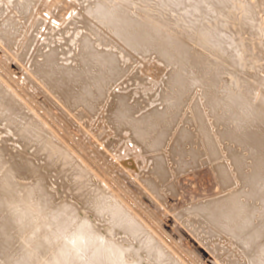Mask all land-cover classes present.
<instances>
[{
	"label": "bare ground",
	"instance_id": "bare-ground-1",
	"mask_svg": "<svg viewBox=\"0 0 264 264\" xmlns=\"http://www.w3.org/2000/svg\"><path fill=\"white\" fill-rule=\"evenodd\" d=\"M87 1V5L77 2L71 21L75 27L72 34H63L68 31L67 25L64 26L65 30L61 28L56 31L55 27L54 32L61 39L54 40V37L51 38L54 33L51 26L52 33L48 35L49 30L46 33V40L49 41H44L46 43L41 44L37 51L38 57H33L36 62L30 59L34 65L29 66L32 67V74L28 72L34 77L28 79L34 78V84L38 82L44 90L41 94V87L36 88L38 94L46 95L45 99L51 106L59 103L57 107L63 114L62 118H67V112L69 115L71 113V120L76 119L81 123L78 122L84 129L81 132L90 139L89 142L93 136L92 141L95 138L98 141V144L94 143L98 150L102 152V146L104 150L107 148V158L113 159L114 155L110 156V152L121 154L126 150L127 157L137 156L139 171L136 176L142 189L149 191L162 204L165 203L162 192H171L167 185L171 176L202 163L212 164L218 174L222 196L215 202H200L192 209L177 212V218L185 229L205 243L203 247L214 258L215 264H264V92L260 99L253 97V93L261 92V87L264 88V77L258 74V65L251 60L254 50L257 56L264 57V46L256 40L264 23V0H249L246 9L238 7L236 0ZM13 5L20 10V17L25 23L26 19L31 21L30 24L26 23L32 26L30 38L22 37L25 32L23 30L22 34V28L19 29L21 22L17 29L19 35L5 30L11 26L15 31V20L9 18L5 19L7 22L4 21L2 2L0 21L2 25L5 22L10 26L4 24L6 28L3 27L4 31L0 32V43L8 51H13L18 61H22L28 57V51L38 38L35 33L40 32L43 23L36 21L39 11L36 1L15 0ZM77 21L82 25L78 26ZM234 32L240 34L234 35ZM75 35L79 36L73 44L75 47L70 46ZM21 37L24 40L19 44ZM213 51L218 52L221 62L232 70L234 79H225L221 70L214 72L210 60ZM150 54L170 70L165 83H160L161 96L158 98L160 104H164L158 119V132L163 129V133L156 135L154 141L147 142L145 136L153 132L146 124L147 115L135 118V115H140L143 105L140 107L136 100L134 86H131L133 91L118 86L122 85L120 78L132 74L134 80V76L139 74L138 70V73L129 70L130 59ZM147 58L143 60L147 61ZM126 64L129 69L125 68ZM216 81L219 83L214 85ZM131 83L133 85L135 82ZM3 84L0 81V101L8 108L4 117L10 118L14 114L17 119L13 120L14 115L6 123L1 119L0 134L23 139L30 153L36 156L48 153L50 161L59 165L53 172H66L64 178L53 177L49 187L44 174L39 176L41 180L37 193L40 199L47 191L45 186L47 189L52 186L60 203L54 206L50 194L48 200L45 199L47 204L50 202L47 208L40 203L37 211L40 222L28 245V252L33 256L29 261L34 264H188L182 259L183 256L179 259L173 250L171 252L166 248L168 245L155 232L153 224L141 221V215L133 209L134 204L117 192L122 181L110 173L113 167L107 171L109 173L105 178L85 160L83 171L69 165L68 159L72 157L68 151L75 153L62 142L56 131H51L38 117L41 127L47 132L46 137L32 123H25V116L11 112L14 110L11 97L16 98L15 93L9 91L10 87L8 90L4 88ZM204 86L213 87H208V90L206 87L204 91L201 89ZM192 93H195L193 97L197 95L194 99L198 102L203 99L207 102L203 100L200 106H190L188 114L191 117L186 115L189 119L183 118L189 123L182 119L186 126L184 123L183 127L180 125V131L175 132L177 136L172 135L176 138L175 143L168 147V141L163 137L167 131L166 125L178 121L175 117L181 112L180 107H186L187 101L190 102L192 97H187ZM154 94H149L151 98L148 100L153 99ZM96 117L98 121L94 122ZM178 123L174 125L179 126ZM126 139L129 142L125 148L122 141ZM19 151L26 150L19 147ZM159 151L163 153L152 155ZM115 156L118 157L117 154ZM11 161L5 158L4 146L0 145V171H3V178L0 177V205L3 203L4 208L13 206L12 198L16 196L21 173L31 171L28 162L22 159L14 163ZM82 174L85 175L83 179ZM75 187H80V191ZM141 205L140 199L139 203L135 200L136 207ZM145 211L148 210L145 208ZM14 219L7 225L22 226L25 223L21 213H17ZM19 230L23 231L16 229L17 235H20Z\"/></svg>",
	"mask_w": 264,
	"mask_h": 264
},
{
	"label": "rangeland",
	"instance_id": "rangeland-1",
	"mask_svg": "<svg viewBox=\"0 0 264 264\" xmlns=\"http://www.w3.org/2000/svg\"><path fill=\"white\" fill-rule=\"evenodd\" d=\"M12 1L14 2L15 0H0V8L4 7L3 13L5 16L4 17L5 22H7L5 19H9V18L15 20L14 21L15 31L12 30L13 28L8 23L4 22L2 25L1 24L2 20H1L0 24L2 25V27H0V32L3 30V27L5 29L6 28L5 26L8 27V25H9L10 28L8 27L9 29L7 28L5 30H7V31L9 30L10 34L11 33L15 34V32H16V35L17 34L19 35L20 32H17V29H18V26L20 25L19 29L22 28V29H20V30H22L21 31L22 34H24V32H25V35H22V37L24 36L25 38L24 37L23 38L28 40L30 38L29 34L32 30V26L30 27L27 24H30L31 21H29V20L27 21V19H26L27 24L25 23V21H23V19H22L23 17H20L22 15L21 13H19L20 10L18 11V9H16V6L13 5ZM33 1L34 2L36 1V4H37L36 8L39 10L36 21L40 20L43 24L41 25V28L39 30L40 32L38 31L39 33H37V34L35 33V35H37L38 38L36 39V41H34L36 44L33 43L34 45L31 47L32 49L30 48V50L28 51V53H29V55H27L28 57H26V58L24 57V59L22 61L21 60L18 61V58L15 57L16 56L15 53L13 51H10V50L8 51V49L5 46H3V44L0 43V81L2 84L3 83L5 84V85L4 84L3 85H4V88L6 87L7 90L10 87L11 89H9V91L10 92L13 91V94L15 93V97H16V98L11 97L12 101L10 99L8 100V101H11L13 103V106H14V110H11V112H18V113H20V116H25L26 119L24 120V122L25 123H32L33 127L39 128V130H40L39 132H42V135L44 137L47 136V132H46V130H44L41 127L37 117L43 123L46 124V127L47 126H48V128L50 127L49 129L51 131H53V132L56 131L57 134L61 137L62 142H65L70 147V149L69 148L68 149L75 153L76 156L67 150L68 154L72 157V158L68 159L69 165L72 164L73 167H75L77 171H80V170L83 171V167H84V164H83L84 161L83 160H85L87 163L92 165V167L95 168L96 171L97 170L99 171V173L97 171L98 174H103L106 178V176L109 173L107 171H109L110 168H112V167L114 168L115 167L114 165H116V167L119 166L117 168L115 167L116 169L112 168L114 171L112 169H110V171H112L110 173H112L117 178L119 177L118 179H120L122 181V186L117 189V192L119 194L123 195L124 198L130 204H132V205L134 204L133 209H134V211L137 210L136 212L138 213L139 216L141 215L139 217L142 219V220L140 219L141 221H143V222L147 221V222H149V224H151V225L153 224L152 226H154L155 232L158 233L160 235L161 239L164 240L163 243L166 246L168 245L166 248L171 252L173 250L179 259H181V257L183 256L182 259L186 260V262L188 264H200V263H202V264H215L214 258L213 257L211 258L210 257L211 254L207 253V251H205L206 247H203V246H206L205 243L204 242L202 243V240L200 241L199 240L200 238H198L195 234L189 232V230L187 228L185 229L184 225H182L180 223V220L176 216L177 212H180L182 210L192 209L194 207V205L197 206L200 202H208V201H212V200L215 202L222 196V190L220 187L221 185H220V182L218 181V174L214 170V166L210 163H202L200 166H198L196 168L188 169L186 171H182L180 173H177V174L171 176L169 178L168 184H167L168 187H170L168 189H170L171 192L164 190V188H162V191L164 190L165 193H164V191L163 192L161 191L163 194L164 202H165L164 204H162L149 191L145 192L142 189L141 182L138 180V178L136 176V173L139 171L138 170L139 166H138V162L136 159L137 156L132 155V156L127 157V154H126L127 150H126V151H124L125 153L123 152L124 156H121V154L123 155V153L120 154V153H116L117 151H115L114 153H116L118 155V157L115 156L116 154H114L113 152H110L109 153L110 156L114 155L113 159H112V157H109V156H108L109 158H107L106 155H108V152H109L107 150V148H106V150L108 152L106 150H104L105 149L104 146L100 145V146H102L100 148H103L102 152H101V150H98L99 147L96 144H94V143H97L98 141L96 138L94 139L95 141H92L93 136H91L92 140L89 142L90 139L88 140L87 137L85 136V134L81 132L84 130L83 127L79 125L81 123L79 121H77L75 118L74 119L76 121L72 119L73 122L71 123V121H72L71 117L73 118L71 113L69 115V112L66 113V111L64 109L63 111H65V113L68 116H67V118L65 116H64V118H62L63 114L62 115L60 114L61 112H59L60 110H58V107H57L59 105V103L56 102L55 104L58 103L57 105L53 104L51 106V105H49V102L45 99V97H47L45 95L46 94L45 92H44L45 94L43 93V95H45V97L40 95V93L38 94V89L40 87L41 88H40L39 92H41V94H42V92L44 91L42 86H40V84L38 82L37 83L35 82L36 85L38 84L37 85L38 87L36 86L33 89V87L35 85L33 80H35V79L32 78V80L30 79L31 81L28 79V78L34 77V76L30 75V74H32L30 72L32 67H29V66L34 65V64H31V61L35 57L36 58L38 57L37 51L40 50V45L49 41V39L46 40V38H47L46 33L48 34V32L51 29V26H52L51 31L53 30L52 32H54L55 27L57 28V29L55 28L56 31H58V29H61V28L64 29V26L66 27V25H67L66 30H68V31H64L63 34L66 35V33H68V32H69L68 35L72 34V31L74 30L73 28H75V27H73L74 22L71 24V21H72V16L75 13V7H77L76 5H77L78 1H76V0H33ZM248 1L249 0H236L235 3H237L238 7L242 8V9H246L248 7ZM2 2L4 5L3 7H2ZM87 2H88L87 0H81L80 3L81 4L83 3V5H87L88 4ZM40 7L43 9L40 10ZM36 8H35V10H36ZM226 8L227 7H225V9ZM16 19H18V21ZM13 20H12V22H13ZM15 22H17L16 26H15V24H16ZM22 22L25 25V27L22 24ZM18 23H20V24L18 25ZM78 23H79V24H77L78 26L82 25L80 22H78ZM4 24H5V26H4ZM26 25L29 27H27ZM68 25H70V26L68 27ZM22 26L26 29H24ZM28 28H30V29L28 30ZM10 29H11V31H10ZM23 30H24V32H23ZM27 30H28V32H27ZM51 31L48 35H50L52 33ZM260 31L258 32L256 40L258 41V43H260V44H262V46H264V23L262 25V30H260ZM26 32H27V34H26ZM55 33H57V32L52 33V35ZM233 34L237 35L240 33L234 32ZM52 35H51V38L54 37L53 38L54 40L57 38H58V40L61 39L60 38L61 36L59 37L57 34H55L54 36H52ZM22 37L18 41L19 44H21L22 40H24ZM66 37H68V36H66ZM77 37H79V36L77 35ZM77 37L75 35L74 40H72L73 43L71 42V44L70 43H68V44H70V46L75 44L74 42L77 41V39H78ZM58 40H56V42ZM14 41H16V40L14 39ZM40 41H41V43H40ZM44 41H46V42H44ZM59 44L60 43L58 42L57 45H59ZM73 46L75 47V45H73ZM67 47H65V48H67ZM16 48H18V46ZM65 53H67V51ZM70 54H69V56L72 55V54L71 55ZM251 55H252L251 60L258 65V70H257L258 74H260L261 76L264 77V57L263 56H260V57L257 56V53H255V50L251 53ZM143 56H137L134 60L130 59L128 66H130L131 69H129L127 64H126L127 67H125L126 69L128 68L129 70H131L133 72H136V73L139 72L138 75L134 76V78H136V79H134L135 81L133 80L132 74H130V75H128V77L131 80H129V78L126 76L120 78L119 83L122 85H119L118 87L119 88L122 87L123 89L129 88L128 91H131V90L133 91L134 89L136 90V92H137V99L136 100L139 102L140 107L142 105H143V107L141 109L140 115H135V118L140 119V118L146 117V115L148 116V119H147L148 122L146 124L149 127V131H151L153 133L147 134L145 137L148 140L147 142H150V141L155 140V138L157 137L156 135H161L163 133V129L158 132V130L160 129V126H158L159 125L158 119L160 117L159 113L163 112L164 104H160V100H158V98L161 96L160 90H161L162 85L165 83V80L167 79L166 78L167 72L170 70V68H168V67L166 68L161 62L157 61L156 58H152L154 55H151V54L147 55L149 59L147 58V56H145V55H143ZM144 58H147V61H146V59L143 60ZM26 59H27V61H26ZM30 59H31V61H30ZM35 59H34V61H35ZM140 59L142 61H139ZM126 60H127V58H125V61ZM210 60H211V65L215 69L214 72L221 70L223 76L226 77L225 79H227V80H232L235 78V74L232 73V70H230L228 67H225L226 64L221 62V59L219 57L218 52L213 51L211 53ZM133 61H135V62H133ZM25 62H27V63H25ZM23 63H25V65H23ZM122 63H125V62L122 61ZM26 68H28V69H26ZM165 68H166V70H165ZM136 70H138V72ZM26 71L28 74H26ZM28 71L30 72V74ZM142 80H144V81H142ZM126 81L127 82L129 81L130 85ZM131 81L135 82V83L132 85ZM163 81H164V83H162ZM30 83L33 85H31ZM218 83L219 82L216 81L214 85H217ZM126 84H127V86H126ZM128 85L130 87H128ZM149 85H150V91H149ZM159 85H160V87H159ZM131 86H134V89ZM155 86H156V88H154ZM206 87L207 86H204L201 89L202 90L204 89V91H205ZM208 87H207V90H208ZM210 87H213V86H210ZM36 88H38V89H36ZM151 89H152V92H151ZM157 90L159 92L158 95H157ZM260 90H261V92L253 93L254 98L260 99L261 94L264 92V88L261 87ZM152 93L156 94V96L154 94L153 96H155V97L152 96V98L153 99L156 98L157 102H156V99L148 100L151 98L149 96L152 95ZM193 94H195V93H192L187 97L188 99L192 97L191 99H193V100L189 99L190 102L187 101L186 107L181 106L179 109V112L181 111L183 113L185 111L184 114H182V115L180 114L181 112L179 113L182 116V118L179 114H177V117H175V118H177L178 121H175L176 120L175 119V120L170 122V124L174 121H175L174 122L175 124H176V122H179L178 123L179 126L174 125V123H172L170 126L166 125L167 131L163 137L165 139H167L168 147H170L169 145L172 142L175 143L176 138L172 135H174L175 132L178 133L180 131V129H181L180 125H182V127H183V125L185 124V126H186V123L183 122V120H184L183 118H187V116L191 117L188 114L191 111L190 106L192 104L200 106L202 104V102H204L203 100H205V99H203L202 101L200 100L198 102L196 100V98L194 99V97H196L197 95H195L193 97ZM17 96L19 98H17ZM20 101H22V102H20ZM200 102H201V104H200ZM25 103H28V105ZM183 104L185 105V103H183ZM27 107H30V108H27ZM60 107H62V106L60 105ZM145 107H147V108H145ZM182 107H183L184 111H182L183 109L181 110ZM185 108H187V110ZM24 109L25 110L27 109V111L25 112ZM28 109H32V110H28ZM7 110H8V108H6L4 106V103H1V101H0V121H1V119H3L1 122L6 123L10 119H12L11 116H13L14 114H12L10 116V118L4 117V113H8ZM32 111H34V112H32ZM186 111H188V112H186ZM29 112H31L32 114ZM185 113H187V114H185ZM183 115L184 116L187 115V116L184 117ZM15 116L16 115H14V117ZM65 118H66V120H65ZM68 118L70 119V122H69ZM16 119H17V117H15L13 120L15 121ZM187 119H189V118H187ZM94 120H95L94 122H96V121H98V118L96 117V119L94 118ZM211 120L213 121V119H211ZM184 121L188 122L189 120L188 121L184 120ZM21 122H23V121H21ZM78 122H79V124H78ZM4 123H2V124H4ZM76 123L79 126H77ZM177 127H178V129H177ZM163 128H164V126H163ZM218 128H219V126H218ZM175 130H177V131H175ZM191 132H193V130ZM202 133L205 136H208L206 134V132L204 133V131H203ZM175 135L177 136V134H175ZM1 136H3V138H1ZM170 137H172V138L170 139ZM86 139H87V141H86ZM128 140L129 139L122 141V143L125 144V146L123 144L122 147L124 146L126 148V146H127L126 143L129 142ZM167 141H166V143H167ZM173 144H171V145H173ZM0 145L4 146L5 158L11 159L12 160L11 163H14L18 159H22L25 162L29 163V166L31 169V171H23L21 173L19 179H18V187L16 190V196L12 198L13 206L12 207L8 206V207L4 208L3 203H1V205H0V264H34L33 262L29 261L30 259H33V256L31 255V253L28 252V245L30 244V237H32L33 234H36V230L38 228L37 226L39 225V222H40V218L38 217V212H37V211H39L38 210L39 205L41 203L44 205L45 208L48 207V204H50V202H48V204H47L46 200H48L49 194L54 199V203H53L54 206H57L60 203L56 199V192H55V190H53L52 186H51V188H49L50 189L49 190L44 185L47 191L45 192L43 199H40L39 194L37 193L38 185L40 184L39 181L41 180L39 176L41 175V173L44 174V179L47 180L48 187H49L50 182H51L53 177H56L58 179L59 177L62 176L64 178L66 175V172L63 170H61V171L58 170V171L53 172V169L59 168V165H57L56 162H53L52 160L50 161L48 153L41 154V156H36L34 154H31L30 149L28 148L26 143L23 142V139L21 140V139L16 138V137H8V136H5L4 134H0ZM164 146H166V145H164ZM19 147L25 148L26 151H19ZM166 148H167V146H166ZM105 151L107 153H105ZM157 153H163V151L154 152V153H152V155H157ZM125 156H126V158H125ZM105 157L107 158L106 160H105ZM114 157L116 159L120 157L121 160L117 159L116 161H113L115 159ZM121 157L123 158V160ZM108 159H110V160H108ZM87 160H89V161H87ZM111 161H113V162H111ZM117 161L119 162L118 164H117ZM107 162H109V163L107 164ZM60 165H62V164H60ZM82 165H83V167H82ZM106 167H108V168H106ZM117 169L119 171H117ZM2 172L3 171H0V173H1L0 177L2 176V178H3ZM18 174H19V172H18ZM117 174L118 175L121 174V176H117ZM73 176L79 177V175H73ZM84 176L82 174V179ZM75 182H77V181H75ZM165 189H167V188L165 187ZM75 190L80 191V187H77V188L75 187ZM82 190H83V188H82ZM139 199L142 202V205L139 207H136L135 206V200L139 203ZM64 202H67V201H64ZM64 202H61V203H64ZM145 208H146V210H148L147 212H149V211L150 212L147 213L145 211ZM53 209H54V207L52 209H50L49 211H51ZM142 211H143V213H142ZM17 213H21L22 215H24V218H25L24 222L25 223L22 226H18V225L12 226V227L8 226L7 224H9L11 222V220H13L16 217ZM152 216L155 218L152 219L153 218ZM150 221H152V223ZM138 222H139V220H138ZM154 223H157V224H154ZM20 227H22V228H20ZM18 228L23 229L22 232L25 233L26 235L24 236V234L21 232V230H19L20 235H17L16 229H18ZM157 229H159V230H157ZM165 237H167V238H165ZM169 239H171V240H169ZM168 242H169V244H168ZM169 247H170V249H169ZM196 261H198V262H196ZM79 264H82V262H80Z\"/></svg>",
	"mask_w": 264,
	"mask_h": 264
}]
</instances>
